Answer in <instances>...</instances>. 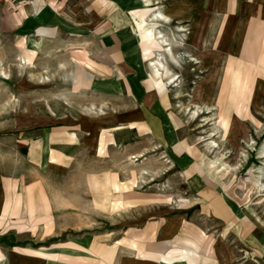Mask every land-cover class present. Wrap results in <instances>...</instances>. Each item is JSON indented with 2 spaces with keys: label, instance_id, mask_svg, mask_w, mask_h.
<instances>
[{
  "label": "rangeland",
  "instance_id": "374dc122",
  "mask_svg": "<svg viewBox=\"0 0 264 264\" xmlns=\"http://www.w3.org/2000/svg\"><path fill=\"white\" fill-rule=\"evenodd\" d=\"M129 2L132 11L128 8ZM85 3L84 7L91 11V25L97 18L92 16L93 11L97 15L98 10H105V24L115 27L123 46L129 43L132 47H123L122 57L137 53V58L143 62L137 65L138 80L150 82L157 88L164 107L180 127L175 144L165 148V155L151 144L146 147L126 145L114 151L108 145V136L99 147L96 143L99 134L93 146L85 145L81 157L83 167L99 175V184L111 186L113 190L101 194L104 195L100 202L101 206L104 204L105 216L97 218L95 211L88 212L89 232L101 237L99 242L106 252L116 249V260L128 257L145 264H264V129L260 135L250 129L246 139L239 138L237 145L232 142L239 126L232 115L236 110L238 116L243 117L247 94L253 85L251 70L245 69L243 85L230 74L217 97L215 93L222 81L209 80L210 72L191 65L189 60L197 62L185 55L182 63L173 65L178 74L166 79L170 85L165 96L167 43L165 26L161 25L165 22L154 17L165 15L160 11L148 14L151 10L148 0H123L122 4L115 3L116 7L113 2L103 0ZM53 6L54 9L61 7L56 11L58 24L73 25L74 21L82 20V16H72L81 14L82 0H54ZM157 7L153 5L152 9ZM254 27L253 24L249 26V36L255 40L259 32ZM57 49L52 50L51 59H42L38 87H34L27 72L33 64H22V67L20 57L13 54V46L4 50L5 57L0 60V140L10 139L11 147L17 135L28 130L26 120L33 115L27 106L34 103L41 105L42 112H47L42 114L43 125L51 122L49 118H56L58 138L64 136L69 127L80 136L79 131L84 132L82 126H90L93 120L103 121L102 126L109 127L110 116L114 115L109 106L112 98H106L105 107L86 112L95 98L83 89H75L66 79L76 72L73 65L67 67V63L73 61L78 51ZM113 50L106 48L109 62L114 61ZM94 52L97 57L98 49L92 48L87 56L93 59ZM167 52L171 55L170 50ZM248 53L263 64L264 56L259 59L253 48ZM123 62L122 59L120 64L105 65L106 77L113 75L115 69L122 73ZM156 62H161V67H157L161 77L158 80L151 65ZM225 67L219 65L212 73H218L221 78ZM230 68L229 65L228 75ZM242 73L241 70L237 75ZM2 75L6 81L1 79ZM4 82L10 91L3 89ZM210 86L214 95L205 96L202 91ZM35 88L41 89L40 100L34 97ZM255 104L254 98L247 104L244 119L250 118L261 126L264 114L253 113L252 116L248 113L249 107L253 111L256 109ZM126 105L123 99L121 106ZM254 114L260 122L253 119ZM244 124L248 130V124ZM45 138L50 140L49 136ZM108 187L106 189L110 190Z\"/></svg>",
  "mask_w": 264,
  "mask_h": 264
},
{
  "label": "crops",
  "instance_id": "0c3cea01",
  "mask_svg": "<svg viewBox=\"0 0 264 264\" xmlns=\"http://www.w3.org/2000/svg\"><path fill=\"white\" fill-rule=\"evenodd\" d=\"M87 1L82 0L80 15L72 14L82 16V20L65 25L57 23V12L61 7L54 9V0H0V60L5 57V48L13 46V54L20 57L22 67L33 64L27 72L34 87H38L42 59H51L52 50L57 48L77 50V58L72 57L73 61L67 63V67L73 65L76 72L70 73L66 79L75 89H83L95 98L86 112L105 107L106 98H112L109 106L114 113L110 116L112 120H109L107 129L102 126L103 121L93 120L90 126H82L84 132L79 131L80 136L69 127L64 136L58 138L56 118H49L51 122L43 125L42 114L47 112H42L41 105L34 103L27 106L33 115L26 120L28 130L17 135L13 147L10 139L0 140V264H145L128 257L116 260V249L106 252V248L100 245L101 237L89 232L91 218L88 212L95 211L97 218L105 216L104 204L101 206L100 201L107 191L113 190L111 186L98 183L99 175L85 169L81 157L84 156L85 145H94L97 134L99 147L104 145L103 141L108 136L111 150L117 151L126 145L146 147L151 144L165 155V148L175 144L180 127L164 107L157 88L152 87L149 81L147 84L138 80L137 65L143 62L137 58V53L122 57V48L132 47L129 43L123 46L115 27L105 24V10H98L97 15L93 11L92 16L97 18L90 24L91 11L84 7ZM103 1L113 2L116 7L115 3L122 4L123 0ZM148 1L151 8L148 14L160 11L165 15H154L156 20L165 22L159 23L165 26L167 43L165 96L170 85L166 79L178 74L173 65L182 63V58L187 55L197 62L189 60L191 65L210 72L209 80L222 81L218 93H215L217 97L221 95L223 81L228 82L232 75L233 80L243 85L245 69L251 70L253 85L250 94H247L245 108L254 98L256 109L253 111L249 107L248 113L263 116L264 62L261 65L258 58L251 57L248 52L253 48L259 59L264 56V44L260 41V38L264 41V0ZM127 4L132 11L130 2ZM153 5H157L158 9H152ZM252 24L259 32V38L255 40L249 36ZM136 46L133 49L136 50ZM91 48L98 49L97 57L94 52L93 59L87 56ZM106 48L114 49V61L106 60ZM167 50L171 51V55ZM116 52L120 54L116 55ZM122 59V65H125L120 69L122 73L115 69L113 75L106 77L104 66L120 64ZM219 65H226L221 78L218 73H212ZM229 65L232 68L228 75ZM241 70L243 73L238 76ZM3 75L1 79L6 81ZM5 84L3 89L10 91ZM228 88L232 89L229 85ZM202 92L205 96L214 95L212 86ZM40 94L41 89L38 91L35 88L34 97L40 100ZM123 99L128 103L124 108L121 106ZM245 108L243 117L238 116L236 110L232 115L239 125L232 137L236 145L240 139H246L250 129L259 135L264 129V123L257 126L250 118L244 119ZM255 114L253 119L260 122ZM244 123L248 124V130ZM47 136L50 140L45 138ZM78 137L80 142H77ZM10 242L13 244L10 245Z\"/></svg>",
  "mask_w": 264,
  "mask_h": 264
},
{
  "label": "bare ground",
  "instance_id": "6f19581e",
  "mask_svg": "<svg viewBox=\"0 0 264 264\" xmlns=\"http://www.w3.org/2000/svg\"><path fill=\"white\" fill-rule=\"evenodd\" d=\"M161 63V62H160ZM159 62H156V63H152L151 65L154 67V76L156 77V78H161L160 77V73H159V70H158V68L157 67H161V64H160Z\"/></svg>",
  "mask_w": 264,
  "mask_h": 264
}]
</instances>
